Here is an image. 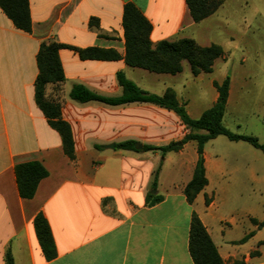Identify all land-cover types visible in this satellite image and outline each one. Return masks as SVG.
<instances>
[{"label":"crops","instance_id":"0c3cea01","mask_svg":"<svg viewBox=\"0 0 264 264\" xmlns=\"http://www.w3.org/2000/svg\"><path fill=\"white\" fill-rule=\"evenodd\" d=\"M126 2L134 3L151 22L153 47L161 41L188 38L202 47L219 45L224 56L215 61L212 73L196 77L186 61L176 75L129 67L124 60L122 26ZM29 9L32 31L27 33L17 29L0 8V264H5L7 251L15 264H194L189 253L194 212L225 264H264V226H258L264 216L255 214L256 206L249 200L241 212L226 214L210 197L217 193L211 191L216 175L223 178L218 195L225 203L240 188L236 174L242 169L250 185L256 182L253 146L225 136L209 141L204 148L208 185L191 205L184 189L198 160L195 142L164 157L158 151L107 148L127 140L139 142L140 148L179 142L186 128L173 111L147 103H78L69 96L74 85H83L100 95L118 97L122 88L117 73L123 72L149 93L162 96L173 90L188 115L198 119L217 102L214 83L229 78L223 125L235 134L259 140L258 135L244 132L236 116L249 99L253 115L264 120V81L247 84L242 80L249 60L256 67L264 59V0H244L239 6L243 11L237 14L231 13L230 1L224 0L200 23L193 21L185 0H29ZM92 18L98 20V30L90 27ZM50 42L67 47L59 51L65 81L47 85L46 95L60 103L61 117L71 127L74 161L65 154L61 135L35 99L37 56L41 45ZM95 47L114 50L120 58L83 60L73 50ZM228 70L230 76L223 72ZM229 115L234 117L233 127L226 123ZM215 144L226 145L235 161L247 153L254 163L230 164L231 154L214 149ZM35 161L48 176L39 183L35 196L25 200L19 195L15 170L19 164ZM160 161L157 189L151 190ZM149 191L163 200L147 206ZM207 196L212 199L208 206ZM39 213L48 220L55 242L57 255L52 260L45 258L35 234Z\"/></svg>","mask_w":264,"mask_h":264},{"label":"trees","instance_id":"16d2710c","mask_svg":"<svg viewBox=\"0 0 264 264\" xmlns=\"http://www.w3.org/2000/svg\"><path fill=\"white\" fill-rule=\"evenodd\" d=\"M189 13L195 23L207 19L213 15L224 3V0H185ZM0 8L13 22L14 26L24 32L32 31V21L29 9V0H0ZM122 26L125 38V63L132 68H140L156 74L176 75L183 70V62L189 63L193 76L202 73L209 74L213 71L214 63L224 56V51L219 45L202 47L193 39H180L177 41H161L155 47L151 42L153 26L140 9L132 2H126L123 8ZM90 27L99 29L97 19L90 20ZM66 46L57 42L43 43L40 47L37 62L39 74L35 82V99L39 108L47 117L50 126L61 135L65 154L71 161L75 160L74 141L70 125L61 117V105L55 99L47 97L46 87L49 84H62L65 75L59 59V51ZM75 50L83 60L110 61L120 58L114 50L101 48H88ZM117 81L122 88V94L118 97H108L95 93L83 85H74L70 91V98L78 103L99 102L109 106H120L130 103H147L173 111L186 128V134L179 142H171L164 146L145 145L140 148V143L135 140H127L115 145L116 149L134 152H160L165 156L168 152H177L188 142L197 145L198 160L194 169L192 180L184 189V194L189 204H193L198 194L208 185L206 175L204 148L205 145L217 138L225 136L232 142L243 141L264 154V145L254 136L235 134L223 125V117L229 97V78L222 84L214 83L218 92L217 102L206 110L198 119H192L184 104H180L176 94L169 89L162 96L149 93L139 88L129 80L123 72L117 73ZM163 161L153 173L151 190L157 189L158 176ZM16 178L19 195L22 199H32L37 191L39 183L48 176L47 170L39 162H28L16 167ZM163 200L157 193L149 191L146 195V204L155 206ZM211 198H205L208 206ZM253 222H255L253 220ZM264 226V221L258 223ZM34 228L37 240L47 260L56 257L57 251L50 225L44 214L39 213L34 220ZM253 233L245 236L240 244L245 243ZM189 253L194 264H225L216 245L194 212L191 218L189 232ZM5 264H15L10 251L5 255Z\"/></svg>","mask_w":264,"mask_h":264},{"label":"rangeland","instance_id":"374dc122","mask_svg":"<svg viewBox=\"0 0 264 264\" xmlns=\"http://www.w3.org/2000/svg\"><path fill=\"white\" fill-rule=\"evenodd\" d=\"M230 1V10L231 13H238L239 11H243V9H239L240 5H243L244 0H228ZM251 0H248L250 2ZM250 4V3H249ZM249 12H246V15H248ZM243 15V13H242ZM258 66L254 65V62L252 60H249L248 63L244 66L242 75L243 82H246L247 84H261L264 81V69L261 66V64H264V59H261L258 61ZM188 65V64H185ZM227 76H230V70L223 71ZM250 92V91H249ZM248 92V95L250 96V93ZM252 105L249 103V99H247L246 105L238 112L237 118L241 120V128L245 127L244 132L253 133L258 135V138L261 142V144L264 145V120L263 116H256L252 113ZM226 123L228 126L233 127L234 126V117L233 115H229L226 119ZM224 139V141H228L225 137L221 138ZM228 143V142H227ZM247 145V144H244ZM211 149L218 150L221 153H230L231 159L229 160L230 164H244L246 162L251 161L254 163L253 157L247 155V153L241 158L240 161H235V156L232 151H230L226 145L224 144H215V146H209ZM249 147V146H248ZM210 149V148H209ZM253 151L257 153V160H256V182L252 180L251 185L247 181L246 172L244 169L241 170V172L237 173L236 176L238 177L240 188L233 190V194L231 196V199L228 202H224L222 200V195H218V184L223 181V178H220L219 176L212 177L211 182V191L217 190L214 195H211L210 197L214 198L218 208L220 210L224 211L226 214H236L238 212H241L245 206H247V201L250 200V203L253 206H256L255 214L259 217L264 216V154L255 149L251 148ZM164 157V156H162ZM241 192V195H240ZM210 198L209 196H207Z\"/></svg>","mask_w":264,"mask_h":264},{"label":"water","instance_id":"95a60500","mask_svg":"<svg viewBox=\"0 0 264 264\" xmlns=\"http://www.w3.org/2000/svg\"><path fill=\"white\" fill-rule=\"evenodd\" d=\"M107 148H112V149H114V148H115V145H109Z\"/></svg>","mask_w":264,"mask_h":264}]
</instances>
